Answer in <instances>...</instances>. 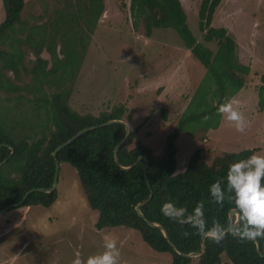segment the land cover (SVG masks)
Wrapping results in <instances>:
<instances>
[{"label": "trees", "instance_id": "1", "mask_svg": "<svg viewBox=\"0 0 264 264\" xmlns=\"http://www.w3.org/2000/svg\"><path fill=\"white\" fill-rule=\"evenodd\" d=\"M55 1L60 5L53 8V14L45 11V15L33 16V22H30L23 15L24 0H1L4 19L0 22V93L11 95L27 91L33 98L28 100L32 104L31 117L28 118L31 121L10 126L3 105L12 103L11 108L18 109L24 97L3 98L0 95V163L6 160L0 167V210L18 203L32 189L52 187L55 172L52 153L59 145L85 128L122 120L126 112V108L119 105L109 113L95 116L80 114L69 106V97L91 36L105 11V0ZM219 4L220 0H203L198 10L199 29L205 42H216L215 53L196 41L180 0H132L130 14L134 28L142 21L147 37L151 36L153 29L170 28L206 69L216 75L214 68H221L220 98L225 103L224 97H232L243 87L249 67L236 62L234 42L224 30L211 28ZM25 48L30 49L35 57L29 69L24 64ZM43 52L48 54L49 60L41 56ZM22 68L32 76L30 88L29 85L24 88L14 85L5 78V73L10 71L17 79ZM233 68L241 73H234ZM52 88L54 90L48 93ZM186 121L184 115L179 118L157 156L142 144L131 148L140 126L131 130L116 151L120 166L129 167L136 163L129 170H121L114 162V150L125 135V128L116 123L82 134L56 156L59 165L66 163L75 169L89 208L98 213L94 224L96 230L116 227L135 230L152 250L169 254L171 264H191L193 259L179 255L170 243L183 254L195 253L200 251L202 236L196 229L182 227L163 216L162 204L172 200L178 207H186L191 212L197 202L203 201L208 227L215 220L226 228L229 211L235 208L227 200L223 206L212 203L209 186L225 177L231 163L246 159L255 152L253 149L223 153L207 164L202 159L201 150L196 149L183 170L177 171L176 141ZM187 135L192 133L187 132ZM2 145L11 146L12 154ZM140 156L148 159L146 170L144 161H138ZM150 194L151 200L140 208L143 215L140 217L135 207ZM56 199V189L51 193L33 192L20 207L49 208ZM148 222L163 227L169 241ZM184 231L190 235L184 237ZM257 242L261 253L257 252L255 242H240L230 232L219 243L205 238V251L196 259L197 264H221L222 255L231 264H264V239Z\"/></svg>", "mask_w": 264, "mask_h": 264}, {"label": "rangeland", "instance_id": "2", "mask_svg": "<svg viewBox=\"0 0 264 264\" xmlns=\"http://www.w3.org/2000/svg\"><path fill=\"white\" fill-rule=\"evenodd\" d=\"M202 1L180 0V3L196 41L215 53L216 42H205L199 29L198 10ZM24 2L23 15L30 22L33 16L45 15V11L53 14V8L60 5L55 0ZM104 4L109 14L104 11L99 19L69 97L73 111L97 116L123 105L126 112L122 121L130 131L140 126L130 147L142 144L155 156L161 153L166 136L184 115L187 121L176 141L177 171L183 170L196 149L201 150L207 164L223 153L254 149V153L264 156V0H220L211 22V28L224 30L234 42L236 62L249 67V73L242 76L243 87L223 99L233 101V106L249 122L242 133L217 114L222 103L221 68H214L216 75L206 69L170 28L153 29L150 37L146 36L142 21L134 28L128 0H105ZM3 19L0 0V22ZM24 51V64L29 69L35 57L30 49ZM41 56L49 60L46 52ZM20 71L17 79L10 71L5 78L14 85L30 88L32 76L23 68ZM232 71L241 73L234 68ZM0 95L24 97L18 109L11 108L12 103L3 105L8 125L20 126L31 121L28 118L32 104L28 100L32 95L27 91ZM56 192L57 201L51 208L31 206L29 210L24 207L11 210L16 211L13 213L16 221L12 223L18 222L20 230L14 225L8 232L13 244H5V236L0 238V264H71L78 251L85 257L102 251L107 238L116 239L121 264H171L169 254L152 250L135 230L124 227L96 230L98 213L89 208L77 173L69 164L62 163L59 167ZM221 258V264H231L224 255ZM196 259L191 264H197Z\"/></svg>", "mask_w": 264, "mask_h": 264}, {"label": "clouds", "instance_id": "3", "mask_svg": "<svg viewBox=\"0 0 264 264\" xmlns=\"http://www.w3.org/2000/svg\"><path fill=\"white\" fill-rule=\"evenodd\" d=\"M217 114L244 132L249 122L243 112L229 100L218 106ZM205 120L208 117H204ZM211 202L223 206L227 200L238 214V221L225 228L218 221L208 227L204 214V202H197L191 212L186 207H178L169 200L162 204L161 214L177 224L196 229L198 235L219 243L230 232L240 242H257L264 239V156L254 153L246 159L237 160L228 166L225 177L216 180L208 189ZM184 237L190 233L184 231ZM103 250L87 257L81 252L74 254L71 264H121V253L114 238H107Z\"/></svg>", "mask_w": 264, "mask_h": 264}, {"label": "water", "instance_id": "4", "mask_svg": "<svg viewBox=\"0 0 264 264\" xmlns=\"http://www.w3.org/2000/svg\"><path fill=\"white\" fill-rule=\"evenodd\" d=\"M131 1L132 0H128V9L130 11V8H131ZM120 124L122 125L124 128H125V135L123 136L122 140L118 143L117 147L115 148L114 150V162L115 164L121 169V170H129L130 168H132L133 166L136 165V163H133L131 166L129 167H122L120 166L119 162H118V159L116 157V151H117V148L127 139L128 137V134L130 132V129H129V126L122 120H111V121H107L105 123H102L100 124L99 126H92V127H88V128H85L81 131H79L78 133H76L73 137H71L69 140H67L66 142H64L63 144L59 145L55 151L52 153V156H53V159H54V165H55V172H54V179H53V183H52V187L50 189H42V188H39V189H32L28 192H26L24 194V196L22 197V199L18 202V203H15V204H12V205H9V206H6L5 208H3L2 210H0V212H7V211H10L11 209H14V208H18L20 207L23 202L25 201V199L28 197V195H30L31 193L33 192H41V193H51L52 191H54L56 189V184H57V179H58V172H59V163L57 161V153L58 151H60L61 149H63L64 147H66L68 144H70L71 142H73L76 138H78L79 136H81L82 134L88 132V131H91V130H94L96 128H99V127H104V126H108V125H112V124ZM2 146H6L8 147L10 150H11V154L13 152V148L9 145H2ZM139 160H143L144 161V164H145V167H144V170L147 169L148 167V159L146 156H140L138 158V161ZM6 163V160L2 161L0 163V167ZM152 198V194L149 195V197L142 203L138 204L136 207H135V211L136 213L140 216V217H143V215L141 214L140 212V208L145 205L146 203H148ZM238 221V214L236 212V210L232 209L229 211V214H228V225L226 228H228L230 225L232 224H235L237 223ZM148 224L151 226V227H155V228H158L163 236L165 237V239L167 241H169L168 239V236L166 234V231L163 227L157 225V224H153V223H150L148 222ZM228 232H226L227 234ZM225 234V235H226ZM171 247L181 256L185 257V258H188V259H193V258H198L204 251H205V237L202 236V239H201V247H200V251L199 252H195V253H189V254H183L179 251L176 250L175 246L170 243ZM255 245H256V249H257V252L258 253H261V249H260V245L258 242H255ZM263 256H264V253H263Z\"/></svg>", "mask_w": 264, "mask_h": 264}, {"label": "crops", "instance_id": "5", "mask_svg": "<svg viewBox=\"0 0 264 264\" xmlns=\"http://www.w3.org/2000/svg\"><path fill=\"white\" fill-rule=\"evenodd\" d=\"M105 13H107V14H109V11L108 10H105V12H104V14ZM188 52L187 51H185V54H187ZM56 201H57V199H56ZM52 206H54V204L53 205H51L49 208H51ZM31 207H24V210H29ZM11 210H13V209H11ZM7 211V212H0V223H1V226H0V229H2L1 231H0V238L2 237V236H5L6 238H7V241H6V243L5 244H13V239L11 238H8L7 237V234H8V232L10 231V229L11 228H13V226L14 225H16V224H18V222H16L15 224L14 223H12V222H14V221H16V220H13V213L14 212H16V211ZM22 220L23 219H21L20 220V222H22ZM42 221H44L43 219H42ZM8 222H11V225H9L8 227H7V223ZM4 227H3V226ZM35 224H33V225H31V227H33ZM36 225H39V224H36ZM30 226V225H29ZM29 226H28V228H29ZM18 227H19V225L17 226H15V228H17V230H20V229H18ZM4 230V231H3ZM19 237V240H21V238H20V236H18Z\"/></svg>", "mask_w": 264, "mask_h": 264}]
</instances>
